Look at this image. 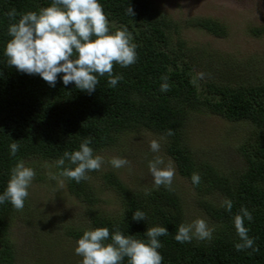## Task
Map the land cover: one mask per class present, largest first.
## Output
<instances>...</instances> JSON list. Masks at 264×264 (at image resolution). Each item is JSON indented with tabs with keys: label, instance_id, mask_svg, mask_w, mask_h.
I'll return each instance as SVG.
<instances>
[{
	"label": "trees",
	"instance_id": "obj_1",
	"mask_svg": "<svg viewBox=\"0 0 264 264\" xmlns=\"http://www.w3.org/2000/svg\"><path fill=\"white\" fill-rule=\"evenodd\" d=\"M99 2L112 32L127 27L137 45L138 58L127 68L114 66V75L123 76L116 87L109 86L105 75L98 77L100 83L89 94L74 83L65 86L63 74L51 87L39 75L8 66L4 51L11 39L9 24L17 22L20 13H38L52 0H0V194L20 160L48 162L59 176L62 169L56 161L65 151L79 150L85 138L91 137L90 147L99 155L113 146L121 148L122 140L130 133H152L163 137L164 152L197 193L201 210L215 223L212 239L193 238L183 244L175 240L179 225L187 223L183 199L175 185L173 191L163 186L157 189L153 183L130 186L112 169L89 172V179L80 183L60 176L68 193L88 208L84 231L106 227L111 233L118 226L125 235L146 240L147 228L162 226L169 233L159 238L163 264H264V77L250 83L245 70L239 77L243 82L236 84L238 80L233 81L238 64L234 62L224 66L230 72L227 77L222 73L215 81L197 78L194 67L198 63L191 55L200 52L199 46H187L181 31L189 27L225 38L229 31L216 19L196 16L175 20L150 0ZM128 7L134 15L127 14ZM12 9L18 13L16 20L6 15ZM165 76L167 81L162 79ZM165 82L169 90L162 92ZM197 113L248 124L236 146L243 160L241 169L226 173L192 152L188 128ZM168 130L174 134L168 136ZM14 142L19 144V151L12 156L10 145ZM193 173L201 177L198 185L192 183ZM97 181L117 196L120 207L115 214L97 208ZM226 199L232 201L231 212L222 207ZM242 207L253 216L252 221L245 219V227L258 252L235 248L240 239L234 217ZM137 210L146 213L145 221L132 219ZM18 213L10 202L0 204V264H16L10 234ZM84 231L66 230L65 235L78 240ZM123 264H128L127 258Z\"/></svg>",
	"mask_w": 264,
	"mask_h": 264
},
{
	"label": "clouds",
	"instance_id": "obj_2",
	"mask_svg": "<svg viewBox=\"0 0 264 264\" xmlns=\"http://www.w3.org/2000/svg\"><path fill=\"white\" fill-rule=\"evenodd\" d=\"M127 14L134 15L131 7H128ZM6 15L10 20H16L18 13L12 9ZM8 35L11 39L6 44L4 55L9 67L28 75H39L51 87H55L59 74H63L65 86L74 83L77 89L89 94L100 83L98 77L105 75L109 86L116 87L123 76L114 75V66L118 64L127 68L135 64L138 58L137 45L133 43L127 27L121 26L112 32L99 0H52L50 6L41 8L38 13H20L18 21L9 24ZM162 79L167 81L168 78L165 76ZM168 90L169 84L163 83L161 91ZM173 134L172 130H168V136ZM91 142V137L85 138L79 150L63 153L56 161V166L62 169L59 176L80 183L89 179V172L101 170L105 159L94 154ZM149 146L153 153L161 149L156 139L151 140ZM10 149L11 155L15 156L19 144L12 143ZM66 161L68 166H65ZM110 163L116 169L130 167V161L126 158L112 157ZM148 168L155 188L163 186L168 191L174 190L172 185L176 169L172 161L165 164L164 158L157 155L148 162ZM35 175V170L20 160L11 169L6 190L0 194V204L7 201L17 211H22ZM191 180L194 185H198L201 177L193 173ZM222 207L231 212L232 201L224 200ZM132 219L145 221L147 216L137 210ZM245 219L252 221L253 216L247 208L242 207L234 217V226L240 239L235 248L237 251L252 249V252H258L259 248L254 247V238L248 235ZM214 230L205 219L197 218L191 223H181L175 240L182 244L190 243L193 238L210 241ZM168 234L167 228L155 226L147 228V239L144 240L125 235L118 226L111 233L108 228L99 227L83 232L77 241L75 253L82 257L81 264H123L125 258L128 264H163L164 257L159 251L163 245L159 238Z\"/></svg>",
	"mask_w": 264,
	"mask_h": 264
},
{
	"label": "rangeland",
	"instance_id": "obj_3",
	"mask_svg": "<svg viewBox=\"0 0 264 264\" xmlns=\"http://www.w3.org/2000/svg\"><path fill=\"white\" fill-rule=\"evenodd\" d=\"M150 1L175 20L210 17L226 25L229 34L225 38H216L189 27L181 31L187 46H199L200 52L191 55L198 63L194 67L197 78L215 81L222 73L227 77L230 72L225 71L224 66L234 62L238 64L233 81L238 80L236 84L243 82L239 77L243 76L245 70L251 79L250 83L254 84L264 77V0ZM191 123L188 128V144L196 156L213 162L226 173L232 174L241 169L243 160L236 146L247 132V123H230L204 113H197ZM153 139L160 142L158 153L150 150V141ZM122 143L121 148L113 146L99 153L105 159L101 171H117L119 177L130 186L142 187L153 183L148 162L157 155L164 158L165 164L172 161L176 169L173 159L163 150L164 139L159 136L148 132H133L124 137ZM112 157L128 159L130 167H112ZM25 166L33 168L36 175L29 188L30 195L23 210L14 219L10 234L16 251V264H81L82 257L75 253L78 240L66 237L65 232L74 229L84 231L88 208L68 193L54 165L32 160L25 162ZM53 176L56 178L53 179ZM173 185L183 199L186 222L202 218L208 222L209 227L214 228L215 223L199 206L197 193L179 175L177 169ZM96 189L99 197L97 208L115 214L120 207L117 196L111 190L104 189L100 181L96 182Z\"/></svg>",
	"mask_w": 264,
	"mask_h": 264
}]
</instances>
